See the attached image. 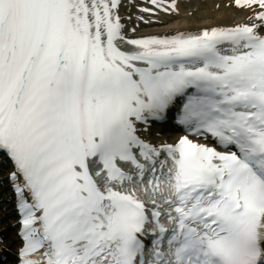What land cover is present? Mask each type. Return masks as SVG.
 <instances>
[{
	"label": "snow or ice",
	"instance_id": "snow-or-ice-1",
	"mask_svg": "<svg viewBox=\"0 0 264 264\" xmlns=\"http://www.w3.org/2000/svg\"><path fill=\"white\" fill-rule=\"evenodd\" d=\"M121 3L0 0L16 264H264V0L139 37Z\"/></svg>",
	"mask_w": 264,
	"mask_h": 264
},
{
	"label": "bare ground",
	"instance_id": "bare-ground-1",
	"mask_svg": "<svg viewBox=\"0 0 264 264\" xmlns=\"http://www.w3.org/2000/svg\"><path fill=\"white\" fill-rule=\"evenodd\" d=\"M135 3L128 1L121 4V14L130 15V20H125L124 31L134 37L148 34H171L176 31H196L210 26H233L235 24L248 22L247 18L251 10L234 5V0H190L177 3V14L166 15L159 13L157 18L158 25L145 27L137 17L146 18L140 9L134 8ZM135 29V32L130 31ZM165 139H170L164 135ZM175 138L172 137V140ZM12 238V237H11ZM8 238L5 243L8 245L12 239ZM5 245V246H6ZM12 264L11 262L3 264Z\"/></svg>",
	"mask_w": 264,
	"mask_h": 264
}]
</instances>
